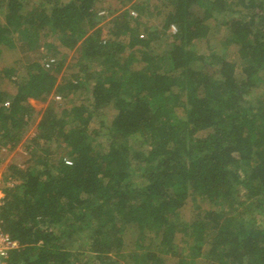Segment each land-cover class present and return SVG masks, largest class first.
<instances>
[{
	"label": "trees",
	"instance_id": "obj_1",
	"mask_svg": "<svg viewBox=\"0 0 264 264\" xmlns=\"http://www.w3.org/2000/svg\"><path fill=\"white\" fill-rule=\"evenodd\" d=\"M100 1L0 0V62L19 44L32 56L25 70L0 65V148H14L36 114L35 146L59 143L42 160L14 166L9 179L17 181L3 189L0 225L20 244L7 264H91L87 249L70 243L92 229L90 248L103 264L126 244L144 250L139 264H167L181 232L191 258L178 255L175 264H264L263 217L258 223L256 210L244 207L236 213L246 203L240 186L249 197L264 192V0H143L134 5L140 16L117 18L110 39L94 27ZM86 24L94 27L89 34ZM171 25L173 38L153 53ZM50 37L69 48L81 41L70 79H59L63 59L43 62L40 42ZM95 62L104 67L92 72ZM78 93L89 97L73 102ZM51 94L63 103L49 101ZM101 106L117 113L110 125L89 129ZM147 134L152 143H142L134 165L131 141ZM191 196L214 208L188 232L178 217ZM68 215L74 221L65 224ZM151 235L159 252L140 242Z\"/></svg>",
	"mask_w": 264,
	"mask_h": 264
},
{
	"label": "rangeland",
	"instance_id": "obj_2",
	"mask_svg": "<svg viewBox=\"0 0 264 264\" xmlns=\"http://www.w3.org/2000/svg\"><path fill=\"white\" fill-rule=\"evenodd\" d=\"M27 1H29L31 4H35L39 2V0H27ZM62 1L68 2L69 0H62ZM142 3H143V0H132L131 2L128 3V5L121 6L117 2V0H101L100 3L98 4V7L96 8L97 10L96 12H98L97 13L98 17L94 19L96 23L94 27H103L104 29L103 36L106 39H110L112 38V36L110 34L109 29L111 28L113 23L117 20V18H119L121 15L125 13L127 15H132L134 17H137L138 15L140 16L141 15L140 12L135 8L134 5L136 4L140 6L142 5ZM234 8L245 11L243 6L242 5L240 6L237 3L234 4ZM220 16L224 19H229L232 15H229L228 13L225 12L224 17L222 16V13ZM0 21L2 23H5V14L2 12H0ZM94 27L91 28L89 27L88 24H86L85 25L86 32L88 34L91 33V31L94 30ZM176 31H177L176 26L171 25L170 28H168L165 31V33H162L161 36H158V40H156L153 43L154 44L152 48L153 53L154 51H157V52L162 51V49L165 48L166 42L170 41L173 38L172 36L176 33ZM80 44H81V41L75 47L69 48V47H66L60 44L59 39L56 37L46 38V41L44 38L40 42V51L43 55L42 56L43 62H46V57L48 58L52 56H55L59 61L63 59L65 61L64 69L61 75L59 76V79H61L62 76L66 77L67 79H70L74 75V72L77 71L74 67H76L75 66L76 62L80 56V49L78 47ZM140 52L139 51L137 52L138 57H141L142 52L141 53ZM31 57L32 56L28 54L26 56V51L21 46V44H19V48H16L15 51H11V50L5 51V53L2 56L0 65H4V64L8 65L11 63L13 64V63L19 62L18 63L19 68L25 70L26 64L30 62L28 60ZM137 64L140 65L141 67L143 66L142 61L137 62ZM101 67H104V66H102L101 64L99 65V63L95 62L93 66H91V71L92 72L96 71L98 68H101ZM262 75L263 77L260 78L258 81L260 84L258 93H261L264 91V71L262 72ZM90 83H91L90 85H92V81ZM7 90L10 94L15 93L16 91L15 84L10 83ZM55 96L56 95L51 94V96L49 97V101L52 99H55L56 101H59L57 102V104L58 106H60L59 104L63 103V97L60 95L62 98L58 100L55 98ZM75 97L77 99H73V102L80 103L81 101H86L89 95L85 93L82 96L80 93H78L75 95ZM48 102L42 103L40 106L43 107V109H45ZM57 108H58L57 111L60 112L61 107H57ZM116 113H117L116 109H111V108L102 107V106L100 109L94 110V116L89 123V129L101 128V122H104L106 125H110ZM40 118H41V114H36L33 117L32 121L29 123L28 127L25 129V132L22 135L21 140L14 148L10 147V145L2 146L0 148V199L5 195L3 189L6 187V184H8V182L11 184V182L17 181V180L10 181L11 174L14 173L13 171L14 166L15 167L18 166L20 168H26L35 159L36 161L38 158L42 160V158H44V156L46 155V151L48 149H51V150L56 149V147L59 144L57 141H52L50 142L52 146H50L49 143H47L46 145L39 146V147L35 146L33 139L38 132L37 125L40 121ZM200 134L201 132L198 135ZM131 142H132L131 143V159H132L133 164L135 165L138 161H136L137 159L134 155L136 154V152L140 153L141 145L143 142L152 143V137L150 134H147L144 137L138 138L136 141L135 139H132ZM94 143H96V139H94ZM69 159L70 158H68V160ZM41 163L42 162H39V161L37 162V166L39 168L42 167ZM248 191L249 190L245 185L240 186L238 197L240 201H244L246 203L244 206L238 207V211L236 213H240L241 208L243 207L247 209H251L249 210V212L255 209L256 211H252V212L255 214V216H258V223H261V220L259 218L263 217L262 219H264V198H263L264 192L262 191L261 194H259V196L249 197ZM258 203L259 205L257 206ZM213 208H214V204L211 201L203 200L198 197L191 196L187 198L185 208L181 209V211L183 212L181 214L182 218L178 216L177 217L179 218V221H183L187 223L186 229L188 232H190L191 228H193L191 224L203 218L200 216L205 210L213 209ZM247 214L245 215L246 218L249 217V215ZM235 216H237V214ZM72 221H74V216L68 215L65 220V224H68ZM207 223L209 227L213 225L211 221H207ZM186 229L183 231H186ZM82 233L80 234L79 232L78 234L81 236ZM87 233H88L87 238L80 237L79 239H77L79 235L75 234L74 238L75 237L77 238L76 240L73 241V244L70 243L71 247L74 248V250L78 249V247L87 249V256L89 257V261L91 264H103L104 259L98 258V252H95L94 250H92V248H90L91 243L93 241V237H94L93 229L91 231L87 230ZM128 233L133 235L131 232H128ZM215 233H216V229H212L208 234L213 235ZM130 234L127 235V239H128L127 242L129 243L131 239ZM186 238H188V235H184L183 232L177 235V240L179 241L180 250H177L176 252L180 257L184 259L185 258L189 259L191 258L190 253H189L190 245H189V242L185 240ZM159 241L160 239L153 237V235H151V237H148L144 242L142 241L140 242L141 244L143 243L146 246L145 249L146 248H148V250L154 249V251L159 252L160 251ZM204 247L206 248L207 244H205ZM142 251L144 250L136 248L135 246H132V244H129V245L126 244V246L121 251H118V252L109 251L107 254V257H108L107 259L109 260L106 264H139L137 262V259H140ZM103 255H105V252L103 253ZM178 255H175L174 257L173 256L168 257V259L166 260L167 264H175L177 261H180L181 258Z\"/></svg>",
	"mask_w": 264,
	"mask_h": 264
},
{
	"label": "built area",
	"instance_id": "obj_3",
	"mask_svg": "<svg viewBox=\"0 0 264 264\" xmlns=\"http://www.w3.org/2000/svg\"><path fill=\"white\" fill-rule=\"evenodd\" d=\"M55 61L54 58L46 60V67H50ZM56 99L60 100V95L55 96ZM70 162V161H68ZM20 244L17 239H14L9 233L5 232L0 225V264H7V259L13 250H17Z\"/></svg>",
	"mask_w": 264,
	"mask_h": 264
}]
</instances>
